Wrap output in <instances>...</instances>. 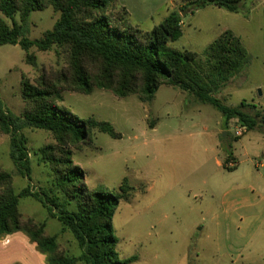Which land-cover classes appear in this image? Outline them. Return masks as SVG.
Instances as JSON below:
<instances>
[{"label": "trees", "instance_id": "trees-1", "mask_svg": "<svg viewBox=\"0 0 264 264\" xmlns=\"http://www.w3.org/2000/svg\"><path fill=\"white\" fill-rule=\"evenodd\" d=\"M249 0H181L178 10L152 30L146 31L132 21L118 0H0V14L6 18L20 15L22 24L9 25L0 16V45H20L29 52L36 46L47 52L57 46L66 65L43 68L31 81L23 77L25 111L17 117L0 104V131L10 136L11 158L21 174L30 180V153L25 129H41L51 134L53 143L41 147L36 155L52 175L54 189L63 195L31 186L20 193L13 189V175L0 167V238L23 233L47 254V264H131L132 256L122 260L117 251L113 218L122 201H130L133 188L125 178L118 193L90 189L86 172L74 163L75 151L91 146L95 132L120 139L109 121L94 117L79 118L62 106L65 92L91 95L96 90L112 93L119 99L137 96L151 101L162 86L179 89L197 102L218 110L228 124L232 120L248 130L255 119L242 102L229 107L216 94L247 66L250 56L241 40L231 31L223 33L202 53L179 51L171 42L183 36L181 13L194 14L209 6L247 16ZM52 8L59 13L54 27L34 42L24 36V24L32 12ZM26 62L36 65V56L27 53ZM229 149L232 150L230 146ZM53 193V189L49 191ZM22 197L39 200L51 217L62 223V233L70 232L81 255L70 257L60 250L58 236H49L45 224L24 219L19 204ZM74 202L76 211L68 205Z\"/></svg>", "mask_w": 264, "mask_h": 264}, {"label": "rangeland", "instance_id": "rangeland-1", "mask_svg": "<svg viewBox=\"0 0 264 264\" xmlns=\"http://www.w3.org/2000/svg\"><path fill=\"white\" fill-rule=\"evenodd\" d=\"M0 16L9 25L22 24L19 14L12 19ZM58 18L59 13L52 8L32 12L24 24V36L34 42L40 40ZM170 46L179 51H204L195 48L190 34L171 42ZM27 53L36 56V65L26 62ZM64 65L66 60L57 46L47 52L34 46L26 52L20 45H0L3 109L22 116L25 111L23 77L34 81L41 69H58ZM242 72L216 94L229 107L258 99L259 90L253 87L252 79L232 96L233 89L239 86L237 77H243ZM64 98L61 105L79 118L109 121L122 135L114 139L95 132L93 145L75 151L73 156L74 163L86 172L90 189L118 193L125 178L133 188L130 201H122L113 218L114 232L119 238L117 251L122 260L137 256L138 260L131 264H233L221 254L217 241L216 217L221 212L226 190L223 184L234 176L217 165L218 160L223 161L232 154L229 145L233 143L226 140L222 127L224 117L218 110L169 86H162L148 102L137 96L119 99L101 90L91 95L67 91ZM245 111L253 116L252 107ZM234 121L238 122L230 123ZM24 134L30 153V180L14 164L10 136L1 131L0 167L13 175L16 193L31 186L35 191L45 190L50 196L56 194L63 201V195L53 187L49 167L36 155L41 147L53 143L51 134L41 129H25ZM241 139L244 145L239 143L236 151L240 161L245 155L255 158L262 154L263 148L257 141ZM19 209L24 219L43 223L49 236H58L60 250L66 255H81L73 235L61 232L62 223L51 217L39 200L22 197ZM68 209L76 211L77 205L72 202Z\"/></svg>", "mask_w": 264, "mask_h": 264}, {"label": "crops", "instance_id": "crops-1", "mask_svg": "<svg viewBox=\"0 0 264 264\" xmlns=\"http://www.w3.org/2000/svg\"><path fill=\"white\" fill-rule=\"evenodd\" d=\"M118 2L127 9L133 22L142 29L144 26L149 28L144 29L146 31L162 23L181 6V0ZM248 3L250 12L247 16L216 6L206 7L194 14H181V39L190 34L197 49L205 50L227 31L238 37L250 60L242 72L243 77H237L239 86L231 94L233 96L251 79L253 87L259 90L258 99L253 102L242 101L253 106L256 123L252 130L235 121L228 124L224 122L222 126L226 131V140L230 139L235 144L229 145L232 154L223 161L218 160L217 165L234 176L223 184L226 190L222 196L221 212L216 217L219 225L217 241L221 254L233 264H261L264 260V0H249ZM234 79L236 77L229 83ZM243 137L257 141L263 148L262 154L255 158L245 155L246 158L240 161L236 151L239 143L240 146L244 145ZM0 264H47V258L26 235L19 232L0 238Z\"/></svg>", "mask_w": 264, "mask_h": 264}, {"label": "water", "instance_id": "water-1", "mask_svg": "<svg viewBox=\"0 0 264 264\" xmlns=\"http://www.w3.org/2000/svg\"><path fill=\"white\" fill-rule=\"evenodd\" d=\"M187 12H183V15H186Z\"/></svg>", "mask_w": 264, "mask_h": 264}, {"label": "built area", "instance_id": "built-area-1", "mask_svg": "<svg viewBox=\"0 0 264 264\" xmlns=\"http://www.w3.org/2000/svg\"><path fill=\"white\" fill-rule=\"evenodd\" d=\"M7 243H8V241H7Z\"/></svg>", "mask_w": 264, "mask_h": 264}]
</instances>
